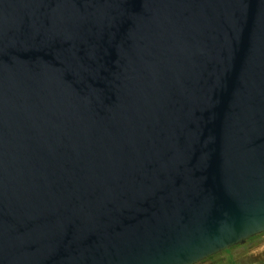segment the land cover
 <instances>
[{"label":"water","instance_id":"water-1","mask_svg":"<svg viewBox=\"0 0 264 264\" xmlns=\"http://www.w3.org/2000/svg\"><path fill=\"white\" fill-rule=\"evenodd\" d=\"M261 234L264 0H0V264Z\"/></svg>","mask_w":264,"mask_h":264},{"label":"rangeland","instance_id":"rangeland-1","mask_svg":"<svg viewBox=\"0 0 264 264\" xmlns=\"http://www.w3.org/2000/svg\"><path fill=\"white\" fill-rule=\"evenodd\" d=\"M201 264H264V234L248 247L223 252Z\"/></svg>","mask_w":264,"mask_h":264},{"label":"trees","instance_id":"trees-1","mask_svg":"<svg viewBox=\"0 0 264 264\" xmlns=\"http://www.w3.org/2000/svg\"><path fill=\"white\" fill-rule=\"evenodd\" d=\"M262 235H263V234L248 239L247 242H246L244 245L238 244V245L232 246V247L229 248V249H226V250H224V251H222V252H220V253H218V254H216V255H214V256H211V257L205 259L204 261L200 262L199 264H201V263H205V262H207L208 260L213 259V258L216 257V256H219V255L222 254L223 252H228V251H231V250H233V249H235V248H245V247H248L249 244H250L251 242H253L254 240L260 238Z\"/></svg>","mask_w":264,"mask_h":264}]
</instances>
